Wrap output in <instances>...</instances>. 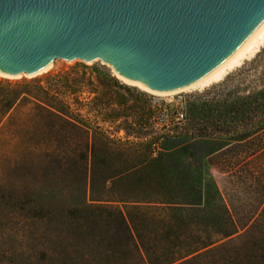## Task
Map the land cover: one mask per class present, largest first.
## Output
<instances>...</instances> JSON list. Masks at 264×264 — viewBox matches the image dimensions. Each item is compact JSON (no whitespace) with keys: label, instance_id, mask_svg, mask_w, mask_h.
<instances>
[{"label":"rangeland","instance_id":"obj_1","mask_svg":"<svg viewBox=\"0 0 264 264\" xmlns=\"http://www.w3.org/2000/svg\"><path fill=\"white\" fill-rule=\"evenodd\" d=\"M106 74L129 90L111 82ZM0 84L11 94H30L66 114L69 111L61 103L70 104L73 111L88 116L91 124L99 123L114 141L132 147L108 150L98 143L99 170L124 176L113 188L116 194L129 193L131 201H139L140 194L147 193L158 206L168 209L173 237L202 248L193 264H264V135L241 142L199 144L190 150H185L182 137H164L188 133L235 139L236 135H228L233 130L232 115H224L227 123L217 126L218 111L230 109L236 96H249L264 87V46L223 81L172 97L145 93L120 81L110 67L78 58L54 62V69L39 77L0 78ZM0 94L6 93L0 90ZM168 104L172 112L184 111L183 123L177 125L170 117V124L161 126L154 119L157 110ZM193 110L198 113L194 127L187 119ZM139 114L146 124L142 129L131 128L125 118L111 123L122 115L133 122ZM118 124H123L121 129ZM204 128L206 132L201 131ZM58 131L44 141L47 145L50 140L57 142L51 155L32 150L24 161L0 164V264L36 262L26 235L32 207L40 200L43 203L42 197L51 194L54 185L62 193L56 205H68L81 188L87 166L91 167V158L83 159L79 153L85 149V135L64 128ZM64 136L71 137L65 140ZM39 141L34 137L30 144L33 147ZM145 145L152 147L150 153Z\"/></svg>","mask_w":264,"mask_h":264},{"label":"water","instance_id":"obj_2","mask_svg":"<svg viewBox=\"0 0 264 264\" xmlns=\"http://www.w3.org/2000/svg\"><path fill=\"white\" fill-rule=\"evenodd\" d=\"M264 0H0V65L17 76L85 57L157 90L239 64Z\"/></svg>","mask_w":264,"mask_h":264},{"label":"trees","instance_id":"obj_3","mask_svg":"<svg viewBox=\"0 0 264 264\" xmlns=\"http://www.w3.org/2000/svg\"><path fill=\"white\" fill-rule=\"evenodd\" d=\"M105 76L120 88L129 90L110 74ZM3 87L0 84V90L6 93L0 94V164L5 160L12 163L24 161L32 150L45 156L51 155L53 147L58 144L50 140L51 143L47 145L44 141L51 137L54 130L60 133L62 128L67 132L81 131L85 135V149L79 153L83 159L91 158V167L86 168L81 188L71 196L68 205L63 208L56 205L62 193L54 185L51 194L42 197L44 204L40 200L32 207L27 218L26 235L29 249L32 256H36L37 263L193 264L200 257L196 255L202 250L200 246L188 245L181 241V237H173L172 216L168 209L158 206L147 193L140 194L139 201H131L129 193L116 194L113 188L124 176L112 175L110 170H99L98 143L108 150L116 148L126 151L132 147L114 141L99 123L91 124L88 116L83 117L73 111L70 104L61 103L69 111L66 114L30 94L25 97L23 94H11ZM14 88L9 86L11 90ZM235 99L226 112L218 111L220 115L217 122V126L222 122L226 124L224 115L231 114L233 130L228 135H236L235 139L223 140L188 133L164 137L173 140H181L182 137V145L186 144L185 150H190L199 144L209 146L241 142L264 135V87L249 96H236ZM197 115V111L193 110L187 118L193 127L198 125ZM116 118L111 123L125 118V124L133 129H142L146 125L144 116L140 114L132 119L133 122L130 116ZM121 125L118 124V128L121 129ZM201 131L206 132V128ZM31 135L41 139L33 147L30 144L33 139ZM70 137L64 136L65 140ZM72 141H69L68 149ZM62 147L60 145L58 149ZM143 148L150 153L152 147L145 145ZM148 161L152 163L150 158Z\"/></svg>","mask_w":264,"mask_h":264},{"label":"bare ground","instance_id":"obj_4","mask_svg":"<svg viewBox=\"0 0 264 264\" xmlns=\"http://www.w3.org/2000/svg\"><path fill=\"white\" fill-rule=\"evenodd\" d=\"M263 46H264V35L259 39V41L254 45V47L249 51V53L245 56V58L239 64L234 65V66L227 68L225 70H222L220 72H217V73L210 75L208 77L198 78L195 81H193L189 84H186L184 86H181L178 88H173V89H167V90H157V89L152 88L149 84H146L144 82L127 80L124 77H122V75L119 74V72L116 69H113L111 67L110 68L114 71L117 78L120 81H123L127 85L139 88L143 92L148 93L150 95H153L155 97H161V98L172 97V96H177L179 94L190 93V92H194V91L201 90L204 88H208L213 84H216V83L223 81L224 78L226 76H228L232 71H234L236 68L242 66V64L245 61L250 60L256 54H258V52L261 50V48ZM72 59H77V58L74 57V58H71L69 60H72ZM78 59H80L81 61H83L87 64H93L94 62H96V61H93V60L85 58V57H80V58L78 57ZM53 69H54V63H51V64L45 65L43 67L37 68L35 70H32V71H29V72L15 76L11 72L4 69L0 65V78L7 79V80H19V79L24 78V77L34 78V77H39L41 75L49 73Z\"/></svg>","mask_w":264,"mask_h":264},{"label":"built area","instance_id":"obj_5","mask_svg":"<svg viewBox=\"0 0 264 264\" xmlns=\"http://www.w3.org/2000/svg\"><path fill=\"white\" fill-rule=\"evenodd\" d=\"M157 104H154L153 106L155 107ZM170 105H165L164 109L160 108L157 110V113H155L154 119L157 120L158 124L161 126H168L170 124L169 118L173 117L174 122H176L177 125H180L185 121V113L182 110H175L171 111L168 110ZM172 112V115H171Z\"/></svg>","mask_w":264,"mask_h":264}]
</instances>
